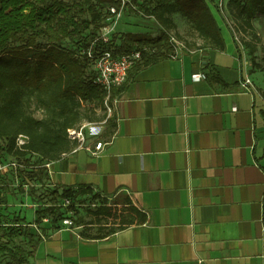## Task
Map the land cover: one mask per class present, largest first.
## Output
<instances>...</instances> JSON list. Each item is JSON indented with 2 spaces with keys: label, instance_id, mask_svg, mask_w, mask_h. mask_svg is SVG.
<instances>
[{
  "label": "crops",
  "instance_id": "crops-1",
  "mask_svg": "<svg viewBox=\"0 0 264 264\" xmlns=\"http://www.w3.org/2000/svg\"><path fill=\"white\" fill-rule=\"evenodd\" d=\"M224 38V51L188 48L131 70L104 137L49 163L38 182L88 188L146 221L93 240L24 220L42 239L29 264H264V100L243 88L244 54Z\"/></svg>",
  "mask_w": 264,
  "mask_h": 264
},
{
  "label": "trees",
  "instance_id": "trees-1",
  "mask_svg": "<svg viewBox=\"0 0 264 264\" xmlns=\"http://www.w3.org/2000/svg\"><path fill=\"white\" fill-rule=\"evenodd\" d=\"M128 1L123 6L121 0H0V154L16 159L37 156L45 165L76 150L82 143L72 139L69 131H79L84 120L95 119L86 116L84 103L104 106L107 97L95 84L96 56L105 51L116 56L141 51V61L133 69L171 58L174 49L169 33L177 28L174 22L177 14L186 18L197 38L203 41L202 47L226 49L213 0ZM111 9L116 13L122 10L125 17L139 13L153 18L159 26V35L127 34L119 44L102 42L100 31L114 16ZM228 10L240 22L241 29L252 30L253 20L264 17V0H230ZM246 45L253 55L256 46ZM122 87L113 89L111 100L117 98ZM33 106L42 112V118L35 117ZM21 136L27 142L19 146ZM44 165V170H31L37 182L47 175ZM53 192L60 200L89 197L100 201L98 209L92 212L95 223L77 221L86 239H105L146 221L129 203L124 204L119 216L113 214L114 206L109 200L88 188ZM42 205L45 208L43 212L37 210V221L47 218L52 228H59L66 219V209L55 202ZM103 219L112 222L103 223ZM95 225L98 227L93 232ZM33 228L24 219L16 218L11 224L0 219V256H9L15 264H27L42 241ZM21 238L27 240L30 251L15 243Z\"/></svg>",
  "mask_w": 264,
  "mask_h": 264
},
{
  "label": "rangeland",
  "instance_id": "rangeland-1",
  "mask_svg": "<svg viewBox=\"0 0 264 264\" xmlns=\"http://www.w3.org/2000/svg\"><path fill=\"white\" fill-rule=\"evenodd\" d=\"M64 1L70 2L71 0ZM215 13L219 18L224 37L228 38V35H230L241 47L248 68V74L252 79L251 81L264 100V17L258 16L255 18L253 20L252 30L244 31L240 27V22L236 20L235 16L229 10H225L224 14L218 15L217 12ZM220 15L223 20L220 18ZM174 22L177 28L169 33L170 36H174L178 41L186 44V47L189 49L202 47L203 41L197 38L183 15H175ZM105 27L107 28L106 33L110 40L116 44H119L121 38L127 34H147L155 37L160 33L159 26L153 18H146L139 13L131 14L129 17H125L122 14L113 16L106 22ZM246 44H254L256 46V52L253 55L249 53ZM115 101V99L111 100V98L110 100L106 99L104 106L84 103L83 110L86 116L95 119L93 122L84 120L79 131L72 130L73 134L76 132L75 137L82 133L79 135L81 139L79 140L77 138L78 141L85 144L91 140L97 142L104 137L106 131L104 128L108 125V119L112 118ZM31 110L35 117L42 118V112L40 110L35 109L34 106ZM0 160L7 167L0 178V219L4 224H11L16 218L24 219L26 222H32L34 217L38 215L37 212L39 210L43 212L42 209L45 208L43 205L37 207L34 204H50L53 202L63 205V209H66L65 218L73 221V227H80L82 230V225L77 223L80 219L83 220V224L87 222L95 223L96 218L92 215V212L94 213L98 209L101 204L100 201L89 197H73L67 200H60L59 197H55L53 189L49 188L47 183H42V186H40L36 179L32 177L33 173L31 170L35 172L44 170L42 167L44 164H42L37 156H32L30 159H16L7 154H0ZM27 160H29V163H27ZM13 164H16L17 167H14ZM9 195H11L12 200L14 199L12 203L8 201ZM23 195L26 196L23 197ZM3 198L5 202H3ZM20 204L24 206L21 207ZM112 205L114 206L112 207L113 214L118 216L122 211V207H125L124 204ZM103 220V223L108 222L109 224L112 222L111 219ZM60 225L62 226V223ZM97 227L96 225L93 226V232H95ZM15 243L24 246L27 251L31 249L27 240L23 238L16 240ZM0 264L15 263L9 256H0Z\"/></svg>",
  "mask_w": 264,
  "mask_h": 264
},
{
  "label": "built area",
  "instance_id": "built-area-1",
  "mask_svg": "<svg viewBox=\"0 0 264 264\" xmlns=\"http://www.w3.org/2000/svg\"><path fill=\"white\" fill-rule=\"evenodd\" d=\"M122 5L124 6L128 0H121ZM230 0H213L215 5V9L218 11L219 14H224L225 10H228V4ZM111 13L114 16H119L122 14V10L118 13L115 12V9H111ZM221 16V15H220ZM101 33L99 39L104 43H109L111 40L108 36L107 28L101 29ZM170 43L174 49V53L171 58H177L182 53V51L188 49L186 44L178 41L174 36H170ZM88 56H92V51L89 50ZM142 53L141 51L134 50L128 54H124L121 56H116L110 51H105L96 56L94 59L95 61V84L101 87L107 94L106 99L110 100L112 95L113 89L119 88L123 86L129 78L130 71L134 68V66L141 61ZM205 76L203 74H198L193 76L194 81H200L204 79ZM243 88L247 90H254L255 86L250 79H246L243 83ZM116 100V99H115ZM76 132L69 131V135L72 139H81L79 135L82 133H77V137H75ZM27 142V138L21 136L18 140V145L21 146ZM105 145L102 142H98L95 146L96 154L102 152ZM14 167H17L16 164H13ZM50 164H45V168H49ZM7 167L5 164L0 163V176L6 171ZM62 225L66 227H73L74 223L70 219H65L62 221ZM36 228V226H34Z\"/></svg>",
  "mask_w": 264,
  "mask_h": 264
}]
</instances>
